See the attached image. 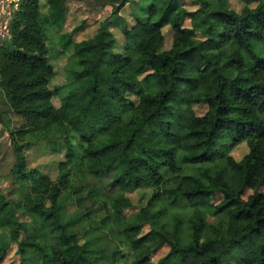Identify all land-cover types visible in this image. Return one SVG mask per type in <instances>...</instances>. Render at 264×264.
<instances>
[{
  "label": "trees",
  "instance_id": "obj_1",
  "mask_svg": "<svg viewBox=\"0 0 264 264\" xmlns=\"http://www.w3.org/2000/svg\"><path fill=\"white\" fill-rule=\"evenodd\" d=\"M147 1L133 28L119 16L126 0L74 44L79 69L60 107L47 41L66 24L67 0H46V12L42 0H22L13 15L0 47V125L21 187L15 200L0 194V264L13 245L21 264H264V0H242L241 12L233 0H196L193 12L179 0ZM117 26L123 54L114 52ZM167 26L173 43L161 51ZM40 143L66 151L56 180L28 169L26 152ZM137 189L153 196L127 216ZM70 200L79 222L66 214ZM82 221L97 234L76 231Z\"/></svg>",
  "mask_w": 264,
  "mask_h": 264
},
{
  "label": "rangeland",
  "instance_id": "obj_2",
  "mask_svg": "<svg viewBox=\"0 0 264 264\" xmlns=\"http://www.w3.org/2000/svg\"><path fill=\"white\" fill-rule=\"evenodd\" d=\"M120 0H67L66 3V17L67 21L62 32L52 33L47 41L48 48L50 50V62L55 69V76L51 82V88L58 91V95L54 98V104L56 107H60L61 100L67 95V77L69 71L78 70L79 66L77 58L73 53V46L76 42L92 38L102 22L109 19H115L113 14L115 5H120ZM22 0H20L21 5ZM118 2V3H115ZM122 2V0H121ZM126 2V0H125ZM148 3L147 0H129L127 6L120 12L119 16L122 18L128 28H133L138 22V16L141 14V7ZM180 5L187 11L193 12L199 9V4L196 0H179ZM246 6V2L242 0H233L232 8L237 12H241ZM47 2L42 0V9L44 12L47 11ZM184 27L190 28V19H185ZM111 30L117 38L116 46L114 47L115 53L123 54L125 52V38L120 30V27H112ZM72 34V41L63 43L61 35ZM164 42L161 47V51L171 49L173 43L174 32L171 26H167L163 29ZM134 103H138V98L133 95H129ZM199 115L204 114L207 111L206 106L195 107ZM23 119L17 120V124H21ZM248 152L246 144H242L237 147L232 153L233 156L240 160ZM28 156V169H35L43 174H48L53 180L57 179L58 176V164L65 160L66 151L60 153H54L50 149L47 143H40L31 147L27 152ZM15 159L12 152L11 140L9 133L6 132L0 125V194L10 197L12 200L16 199L15 190L21 187L20 179L14 173ZM252 192L248 191L247 196ZM86 194V193H85ZM128 198L133 203V207L126 209L124 214L130 216L141 209L148 206L153 196V191L149 189H137L131 193H127ZM222 198L218 196L215 199V203L220 202ZM70 207L67 209L68 218H72L77 222L81 221L78 209L72 205V200L67 202ZM20 221L23 223H30L32 217L28 213H19ZM214 222L213 219H210ZM95 224L91 221H82L76 228V231L84 230L82 235L86 233H92L95 229ZM151 230L149 224L143 226L142 234H146ZM106 231H103V234ZM4 238L7 236L3 234ZM91 236V235H90ZM21 239H24L22 234ZM110 239L114 241V238L110 236ZM170 248L167 244L157 248L151 255L153 263H157L163 259L169 253ZM21 257L17 253L16 245L8 251L2 264H21ZM119 264H122L119 263ZM171 264H183L179 261H174Z\"/></svg>",
  "mask_w": 264,
  "mask_h": 264
},
{
  "label": "built area",
  "instance_id": "obj_3",
  "mask_svg": "<svg viewBox=\"0 0 264 264\" xmlns=\"http://www.w3.org/2000/svg\"><path fill=\"white\" fill-rule=\"evenodd\" d=\"M19 8L20 0H0V47L11 38V22Z\"/></svg>",
  "mask_w": 264,
  "mask_h": 264
},
{
  "label": "water",
  "instance_id": "obj_4",
  "mask_svg": "<svg viewBox=\"0 0 264 264\" xmlns=\"http://www.w3.org/2000/svg\"><path fill=\"white\" fill-rule=\"evenodd\" d=\"M124 3H125V0H122V2L120 3V5H117V7L120 8Z\"/></svg>",
  "mask_w": 264,
  "mask_h": 264
}]
</instances>
